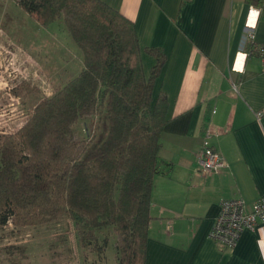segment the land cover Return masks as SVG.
<instances>
[{"label":"trees","instance_id":"1","mask_svg":"<svg viewBox=\"0 0 264 264\" xmlns=\"http://www.w3.org/2000/svg\"><path fill=\"white\" fill-rule=\"evenodd\" d=\"M15 1L41 25L64 21L83 67L35 104L17 131L0 133V226L68 216L90 242L111 227L117 264H147L169 109L168 95L155 90L167 53L145 48L156 60L147 73L135 23L103 0ZM246 1L264 8V0ZM96 115H105L108 131L91 147L77 140L75 126Z\"/></svg>","mask_w":264,"mask_h":264},{"label":"crops","instance_id":"2","mask_svg":"<svg viewBox=\"0 0 264 264\" xmlns=\"http://www.w3.org/2000/svg\"><path fill=\"white\" fill-rule=\"evenodd\" d=\"M103 1L135 23L147 73L156 60L145 48L168 55L155 90L168 95L169 109L147 264H264V225L225 251L210 237L223 199L241 197L251 209L264 197V70L246 55L250 42L264 45V8L246 0ZM208 130L229 163L214 175L196 166Z\"/></svg>","mask_w":264,"mask_h":264},{"label":"rangeland","instance_id":"3","mask_svg":"<svg viewBox=\"0 0 264 264\" xmlns=\"http://www.w3.org/2000/svg\"><path fill=\"white\" fill-rule=\"evenodd\" d=\"M82 56L64 21L44 26L15 0H0V133L17 131L35 104L76 76ZM107 131L105 115L75 126L77 140L86 139L91 147ZM97 236L81 240L68 216L28 226L10 220L0 226V264H117L114 229Z\"/></svg>","mask_w":264,"mask_h":264},{"label":"built area","instance_id":"4","mask_svg":"<svg viewBox=\"0 0 264 264\" xmlns=\"http://www.w3.org/2000/svg\"><path fill=\"white\" fill-rule=\"evenodd\" d=\"M251 9L254 10L255 7L251 5ZM246 53L247 56H258L264 70V45L257 43ZM211 133L212 130H208L201 149L196 153V166L204 175L218 174L229 166L225 156L211 144L209 140ZM262 225H264V197L257 199L251 209H248V203L241 197L227 198L220 203V213L210 232V237L219 243L222 251H225L237 244L244 231L255 230Z\"/></svg>","mask_w":264,"mask_h":264}]
</instances>
